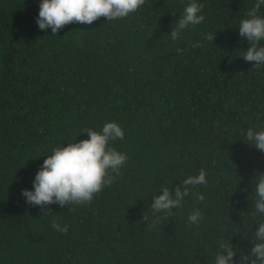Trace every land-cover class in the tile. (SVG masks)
Here are the masks:
<instances>
[{
	"label": "trees",
	"instance_id": "obj_1",
	"mask_svg": "<svg viewBox=\"0 0 264 264\" xmlns=\"http://www.w3.org/2000/svg\"><path fill=\"white\" fill-rule=\"evenodd\" d=\"M40 2L0 0V264H215L221 242L239 261L264 222L253 215L264 152L246 142L264 130V64L241 57L250 45L238 29L256 0H197L205 19L175 41L191 0H145L57 34L39 29ZM112 121L124 137L110 146L127 159L110 186L85 204H26L21 190L54 148ZM202 168L207 183L149 227L162 186L183 190Z\"/></svg>",
	"mask_w": 264,
	"mask_h": 264
},
{
	"label": "clouds",
	"instance_id": "obj_2",
	"mask_svg": "<svg viewBox=\"0 0 264 264\" xmlns=\"http://www.w3.org/2000/svg\"><path fill=\"white\" fill-rule=\"evenodd\" d=\"M145 0H41L37 24L39 29L51 28L52 34H57L64 26L77 22L91 25L100 17L108 21L122 19L136 12ZM264 0H256L254 6L247 12V18L240 21L239 35L249 42V47L241 55L246 62H252L259 67L264 64V46L260 42L264 40V15L260 14ZM204 5L197 0L184 8L183 16L176 22L170 33L173 41L180 38V33L190 25L195 26L203 22L205 17L201 14ZM216 33H208L205 39L214 41ZM192 47L200 44L193 43ZM183 51L177 49V52ZM88 138L75 140L74 142L58 146L43 160L42 165L32 181L33 188H24L21 195L26 204L40 206L43 210L51 204L61 207L70 204H85L91 202L94 195L105 186L113 183L114 176L120 174V168L124 165L127 156L110 146V141L123 139L124 131L117 122H107L100 131L85 129ZM246 142L264 152V130L255 131L249 128L246 132ZM206 172L202 168L198 175L189 176L183 180V190L179 185L174 192L170 187L162 186V194L153 197L150 211L151 220L148 225L152 227L157 223V213L173 214L174 208L182 206L183 199L188 196L193 188L206 184ZM196 199L203 201L204 195L196 193ZM255 215L264 214V173L255 184ZM51 213V209L43 211ZM149 211L144 212L142 220H150ZM202 219V213L194 210L188 217L190 223L198 224ZM52 227L61 232L68 231V225L61 226L55 219ZM255 231L256 242H252L250 251L242 255L239 261L234 260L236 250L231 243L221 242L222 249L215 257V264H264V222H258Z\"/></svg>",
	"mask_w": 264,
	"mask_h": 264
}]
</instances>
